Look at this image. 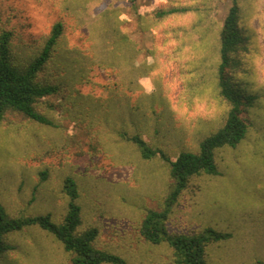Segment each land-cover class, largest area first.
<instances>
[{
	"label": "rangeland",
	"instance_id": "374dc122",
	"mask_svg": "<svg viewBox=\"0 0 264 264\" xmlns=\"http://www.w3.org/2000/svg\"><path fill=\"white\" fill-rule=\"evenodd\" d=\"M72 1L0 0V27L12 30L15 52L36 50L59 18L55 5L72 7ZM174 3L192 12L163 22L154 16ZM231 4L104 0L103 7L117 9L121 29L133 43L132 63L118 66L103 53L96 57L118 71L95 69L90 84L82 86L85 101L103 106L98 121L81 111V101L58 99L53 101L60 107L51 113L57 128L34 124L19 113L9 115L0 128V141L5 139L10 150L5 159L0 154V198L4 183L10 185L6 194L13 209L40 183L37 210L60 217L68 203L63 182L71 176L78 184L84 228L99 229V248L127 264H175L167 244L154 245L140 233L146 213L162 210L173 189L169 167L158 157L144 160L119 132L140 133L174 158L181 151L198 152L199 143L224 124L230 105L218 88V32ZM242 7L247 52H240L243 64L232 75L245 93L256 96L246 112L249 132L236 149L217 151L221 175L194 176L167 220L172 233L213 227L232 234L208 247L210 264H264V0H243ZM94 37L85 30L67 32L60 54L67 55L66 67L81 53L93 57ZM65 49L73 52L65 54ZM43 170L49 175L40 182ZM18 239L28 247L18 264L67 263L60 245L47 235L30 231ZM33 243H40L41 250H34Z\"/></svg>",
	"mask_w": 264,
	"mask_h": 264
},
{
	"label": "trees",
	"instance_id": "16d2710c",
	"mask_svg": "<svg viewBox=\"0 0 264 264\" xmlns=\"http://www.w3.org/2000/svg\"><path fill=\"white\" fill-rule=\"evenodd\" d=\"M131 1L136 3V0ZM231 1L218 32V88L222 98L230 105L224 124L199 143L198 152L181 151L174 158L163 149L152 146L140 133L119 132L123 140L138 148L144 160L158 157L169 167L170 177L174 181L173 189L166 197L162 210L152 209L146 213L140 233L143 239L154 245L167 244L172 250L175 264H210L207 260L208 247L232 238L231 233L213 227H205L199 232L172 233L167 226L172 207L187 189L190 180L200 175H221L216 162L217 151L225 147L236 149L246 139L250 129L246 112L254 106L256 96L245 93L232 75V71L243 64L240 52H247V47L243 46V0ZM103 2L73 0L72 7L55 5L58 8V20L40 47L26 53L15 52L12 30L0 27V128L7 123L11 113L22 114L37 125L57 128L51 113L60 106L54 99L74 103L81 101V111L89 112L94 119L99 120L98 111L103 106L85 101L82 86L90 84L89 75L95 69L107 73L114 69L102 63V58L96 57L103 53L118 66H123L130 60L132 63L135 56L133 43L123 33L122 21L115 15L117 9L111 5L103 7ZM189 12H192L190 7L174 3L155 11L154 16L163 22L176 14ZM70 29L85 30L95 35L93 57L92 53H81L82 57L78 60L71 57L72 70L65 66L67 55H60ZM71 52L72 49L64 51L65 54ZM119 69L124 73L123 67ZM10 127L8 131L11 133ZM5 141H0L2 159L10 154L9 143ZM48 175V170L41 171L40 182L46 181ZM39 185L34 186L29 198L19 200L18 206L11 209L9 202L12 199L6 194L10 185L4 183L0 198V264H18V256L28 248L18 238L30 231L47 235L58 243L66 256V264H127L122 256L97 246V227L84 228L82 208L78 204L79 188L73 177L67 176L63 182L62 191L68 203L60 217L37 210L40 203L37 195ZM32 246L34 250H41L40 243H33Z\"/></svg>",
	"mask_w": 264,
	"mask_h": 264
}]
</instances>
